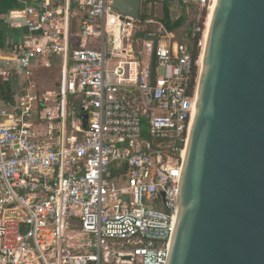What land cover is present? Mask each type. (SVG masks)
<instances>
[{
    "label": "built area",
    "instance_id": "1",
    "mask_svg": "<svg viewBox=\"0 0 264 264\" xmlns=\"http://www.w3.org/2000/svg\"><path fill=\"white\" fill-rule=\"evenodd\" d=\"M17 2L0 79L61 71L40 109L0 105V264H166L211 0H179L188 42L111 0Z\"/></svg>",
    "mask_w": 264,
    "mask_h": 264
},
{
    "label": "water",
    "instance_id": "2",
    "mask_svg": "<svg viewBox=\"0 0 264 264\" xmlns=\"http://www.w3.org/2000/svg\"><path fill=\"white\" fill-rule=\"evenodd\" d=\"M166 264H264V0L210 2Z\"/></svg>",
    "mask_w": 264,
    "mask_h": 264
},
{
    "label": "crops",
    "instance_id": "3",
    "mask_svg": "<svg viewBox=\"0 0 264 264\" xmlns=\"http://www.w3.org/2000/svg\"><path fill=\"white\" fill-rule=\"evenodd\" d=\"M20 5L17 0H0V56L6 54L8 46L17 40H19L25 33L23 27H18L14 24V21L9 19V12L18 8ZM169 12L170 18L172 20L182 17L185 12L182 10L179 0H141V16L145 20L153 21V23L145 26L144 32L146 34H153L159 31L160 20L163 18L164 11ZM188 22H190V18ZM187 22V23H188ZM162 25V24H161ZM184 29V27H183ZM174 37V41H178L174 33H170ZM179 42V41H178ZM187 42V41H184ZM147 55H143V61H147ZM57 71L56 82L52 88L42 89L40 94L32 95L33 89H36V83H32L30 79L39 69H52ZM61 71V61L59 59H43L35 61L32 63L30 68V73H14L12 74L7 82L10 84L11 90L13 92L14 101L11 104L0 103L2 107H8L10 105L18 104L22 100L27 102L31 99V105L33 108L36 105L41 108L42 104L40 100L47 96V93L57 90L58 82L60 78ZM23 84V85H22ZM22 87V88H21ZM40 90V89H39ZM22 93V95H21ZM38 95V96H37Z\"/></svg>",
    "mask_w": 264,
    "mask_h": 264
},
{
    "label": "trees",
    "instance_id": "4",
    "mask_svg": "<svg viewBox=\"0 0 264 264\" xmlns=\"http://www.w3.org/2000/svg\"><path fill=\"white\" fill-rule=\"evenodd\" d=\"M140 19L145 20L142 18L141 14H140ZM187 20L188 18L185 15H183L178 19L172 20L170 18L169 12L165 10L163 18L160 20L161 21L160 23L168 33L178 34L181 31L180 33L181 38H183L185 41L188 42L189 27L191 22H188ZM145 35H146L145 32H139L136 35V38H144ZM13 101H14L13 92L11 90L10 84L0 79V103L11 104L13 103Z\"/></svg>",
    "mask_w": 264,
    "mask_h": 264
},
{
    "label": "rangeland",
    "instance_id": "5",
    "mask_svg": "<svg viewBox=\"0 0 264 264\" xmlns=\"http://www.w3.org/2000/svg\"><path fill=\"white\" fill-rule=\"evenodd\" d=\"M180 33H181V31L176 35L178 41L179 42L185 41L183 38H181ZM141 44H142V42L139 43L140 46H141ZM140 46H139V50H141ZM159 72H161V70H159ZM56 77H57V71L54 68L46 69V70L45 69L37 70L36 73L30 79V81L32 83H36V89H33L31 94L32 95H34V94L39 95L40 92L43 91L42 89H46V88H52L53 89L54 84L56 82ZM21 95H22V93H21Z\"/></svg>",
    "mask_w": 264,
    "mask_h": 264
}]
</instances>
